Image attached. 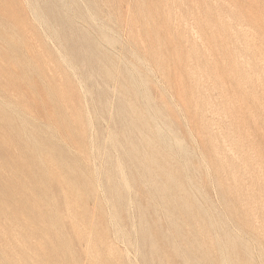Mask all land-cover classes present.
Segmentation results:
<instances>
[{"label": "rangeland", "instance_id": "1", "mask_svg": "<svg viewBox=\"0 0 264 264\" xmlns=\"http://www.w3.org/2000/svg\"><path fill=\"white\" fill-rule=\"evenodd\" d=\"M0 101V264H264V0H0Z\"/></svg>", "mask_w": 264, "mask_h": 264}, {"label": "bare ground", "instance_id": "2", "mask_svg": "<svg viewBox=\"0 0 264 264\" xmlns=\"http://www.w3.org/2000/svg\"><path fill=\"white\" fill-rule=\"evenodd\" d=\"M67 12V11H66ZM68 12H69V10H68ZM36 15V14H35ZM100 25V24H99ZM96 26H97V24H96ZM103 28V27H102ZM218 38V37H217ZM220 39V38H219ZM99 43V42H98ZM95 49V48H94ZM95 51V50H94ZM101 51V50H100ZM131 53V52H130ZM129 54V53H128ZM134 54V53H133ZM99 55V54H98ZM130 55V54H129ZM136 55V54H135ZM107 56V55H106ZM141 59V58H140ZM120 60V59H119ZM111 66V65H110ZM22 67V66H21ZM45 68V67H44ZM148 69V68H147ZM152 70V69H151ZM130 71V70H129ZM153 72V71H152ZM136 74V73H135ZM129 75V74H128ZM147 75V74H146ZM131 76V75H130ZM139 77V76H138ZM155 78V77H154ZM223 79V78H222ZM140 81V80H139ZM141 82V81H140ZM156 83V82H155ZM135 84V83H134ZM158 84V83H157ZM136 86V85H135ZM166 91V90H165ZM138 92V91H137ZM90 95V94H89ZM113 95V94H112ZM169 96V95H168ZM141 97V96H140ZM113 98V97H112ZM142 99V98H141ZM170 99V98H169ZM171 100V99H170ZM56 101V100H55ZM107 101V100H106ZM1 102V101H0ZM175 102V101H174ZM174 104V103H173ZM175 105V104H174ZM178 107V106H177ZM138 109V108H137ZM177 110V109H176ZM9 111V110H8ZM16 111V110H15ZM157 118V117H156ZM182 118V117H181ZM154 119V118H153ZM155 120V119H154ZM183 124H185V123H183ZM158 125V124H157ZM160 128V127H159ZM188 130V129H187ZM160 131V130H159ZM167 132V131H166ZM169 132V131H168ZM149 133V132H148ZM168 134V133H167ZM29 135V134H28ZM164 135V134H163ZM106 136V135H105ZM191 136V135H190ZM146 137V136H145ZM198 137V136H197ZM59 138V137H58ZM162 138V137H161ZM171 139V138H170ZM166 140V139H165ZM173 140V139H172ZM177 140V139H176ZM105 141H106V139H105ZM169 142H171V141H169ZM195 142V141H194ZM196 143V142H195ZM181 144V143H180ZM110 145V144H109ZM182 148V147H181ZM198 149V148H197ZM196 149V150H197ZM85 150V149H84ZM214 150V149H213ZM147 151V150H146ZM214 152V151H213ZM229 152V151H228ZM199 157V156H198ZM202 158V157H201ZM163 160V159H162ZM175 160V159H174ZM204 160V159H203ZM202 160V161H203ZM82 161V160H81ZM205 161V160H204ZM236 162V161H235ZM201 163H203V162H201ZM66 164V163H65ZM85 164V163H84ZM140 164V163H139ZM204 164V163H203ZM205 166V165H204ZM133 168V167H132ZM158 168V167H157ZM160 168V167H159ZM206 168H207V166H206ZM206 168H205V171H206ZM163 169V168H162ZM85 170V169H84ZM88 172V171H87ZM122 172V171H121ZM129 175V174H128ZM138 176V175H137ZM83 177H84V175H83ZM85 179V178H84ZM137 179V178H136ZM188 180V179H187ZM233 180V179H232ZM83 182V181H82ZM235 183V182H234ZM224 184V183H223ZM124 185V184H123ZM192 186V185H191ZM240 187V186H239ZM239 187H238V189H239ZM173 189H174V187H172ZM241 188V187H240ZM218 189V188H217ZM126 190H127V188H126ZM60 192V191H59ZM62 193V192H61ZM248 193V192H247ZM75 194V193H74ZM129 195V194H128ZM193 195V194H192ZM78 196V195H77ZM80 196V195H79ZM82 196H84V195H82ZM206 196V195H205ZM108 197V196H107ZM110 197V196H109ZM200 199V198H199ZM202 199V198H201ZM218 199V198H217ZM110 200H112V199H110ZM114 200V199H113ZM198 200V199H197ZM203 200V199H202ZM216 200V199H215ZM101 201H102V199H101ZM109 201V200H108ZM94 202V201H93ZM110 202V201H109ZM121 203V202H120ZM200 203V202H199ZM217 204V203H216ZM264 204V203H263ZM129 206H130V204H129ZM139 207V206H138ZM147 207V206H146ZM224 207V206H223ZM231 207V206H230ZM144 208V207H143ZM155 208V207H154ZM136 209V208H135ZM152 209V208H151ZM221 209V208H220ZM66 210L68 211L69 210V208L68 207H66ZM154 210V209H153ZM37 211H39L38 209H37ZM136 211V210H135ZM131 212V211H130ZM156 212V211H155ZM206 212H207V210H206ZM125 213V212H124ZM134 213V212H133ZM132 215V214H131ZM131 217V216H130ZM252 217V216H251ZM171 218V217H170ZM22 219H24V218H22ZM27 219V218H26ZM175 219H176V217H175ZM171 220V219H170ZM133 222V221H132ZM158 222V221H157ZM229 224V223H228ZM230 225V224H229ZM109 226V225H108ZM43 227V226H42ZM210 227H212V226H210ZM232 228V227H231ZM63 229V228H62ZM229 229V228H228ZM120 230V229H119ZM232 230V229H231ZM233 231H235V230H233ZM237 233V232H236ZM120 234V233H119ZM122 235V234H121ZM135 235V234H134ZM242 235V233L240 234V236ZM17 236V235H16ZM19 236V235H18ZM17 236V237H18ZM239 236V235H238ZM13 238H15L14 236H13ZM20 238V237H19ZM25 238V237H24ZM28 238V237H27ZM216 238V237H215ZM241 238V237H240ZM247 238V237H246ZM122 239V238H121ZM243 239V238H242ZM217 240V239H216ZM246 240V239H245ZM247 240H249V239H247ZM136 241V240H135ZM247 242V241H246ZM250 242V241H249ZM252 242V241H251ZM128 243V242H127ZM250 244V243H249ZM242 246V245H241ZM257 246V245H256ZM249 247V246H248ZM253 247V246H252ZM135 248H136V246H135ZM217 248V247H216ZM136 250V249H135ZM26 251V250H25ZM126 251V250H125ZM224 251V250H223ZM221 252V251H220ZM225 252V251H224ZM126 254V253H125ZM69 255V254H68ZM123 255V254H122ZM128 255V254H127ZM65 257V256H64ZM35 262V261H34ZM224 262V261H223ZM221 263V262H220ZM49 264V263H48ZM222 264V263H221ZM224 264H225V262H224Z\"/></svg>", "mask_w": 264, "mask_h": 264}]
</instances>
